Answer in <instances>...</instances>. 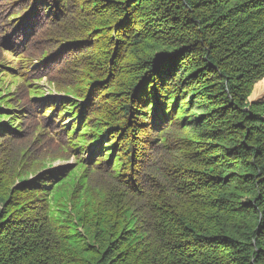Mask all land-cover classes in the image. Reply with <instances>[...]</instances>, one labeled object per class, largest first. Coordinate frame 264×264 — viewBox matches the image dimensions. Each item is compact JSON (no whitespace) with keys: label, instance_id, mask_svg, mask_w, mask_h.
<instances>
[{"label":"trees","instance_id":"1","mask_svg":"<svg viewBox=\"0 0 264 264\" xmlns=\"http://www.w3.org/2000/svg\"><path fill=\"white\" fill-rule=\"evenodd\" d=\"M263 80L264 0H0V264H264Z\"/></svg>","mask_w":264,"mask_h":264},{"label":"rangeland","instance_id":"2","mask_svg":"<svg viewBox=\"0 0 264 264\" xmlns=\"http://www.w3.org/2000/svg\"><path fill=\"white\" fill-rule=\"evenodd\" d=\"M263 81H261L259 84H261ZM40 85L43 86V89L45 91V103L49 102V103H52V104L55 103V105H59L60 104V101L61 100L63 101L65 99V96L64 95L57 94L56 92L52 91V89H50V87L46 84L45 81H43ZM256 88L257 87L255 86L254 91H253L251 97L249 98V102H250V100L251 101H255V102H262V101H264L261 98V96L257 97L256 99H252L253 98L252 96H253ZM70 120H72V119L69 116H66V118H65V124H67V125L70 124L71 123ZM73 121H74V119H73ZM73 163H74V159H72L70 162H65L64 160H57V161L54 162V166L56 168H58V167H61V166H68V165L73 164Z\"/></svg>","mask_w":264,"mask_h":264},{"label":"bare ground","instance_id":"3","mask_svg":"<svg viewBox=\"0 0 264 264\" xmlns=\"http://www.w3.org/2000/svg\"><path fill=\"white\" fill-rule=\"evenodd\" d=\"M261 96V98L264 100V81L259 84L253 94L252 99H256L257 97Z\"/></svg>","mask_w":264,"mask_h":264},{"label":"water","instance_id":"4","mask_svg":"<svg viewBox=\"0 0 264 264\" xmlns=\"http://www.w3.org/2000/svg\"><path fill=\"white\" fill-rule=\"evenodd\" d=\"M250 102H251V104H252V103H255V101H251V100H250Z\"/></svg>","mask_w":264,"mask_h":264},{"label":"crops","instance_id":"5","mask_svg":"<svg viewBox=\"0 0 264 264\" xmlns=\"http://www.w3.org/2000/svg\"><path fill=\"white\" fill-rule=\"evenodd\" d=\"M258 84H259V83H258ZM258 84H257V85H258ZM257 85H256V87H257Z\"/></svg>","mask_w":264,"mask_h":264}]
</instances>
